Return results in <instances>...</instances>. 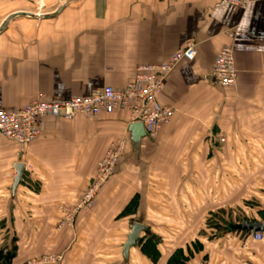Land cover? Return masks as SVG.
Returning a JSON list of instances; mask_svg holds the SVG:
<instances>
[{"label":"crops","instance_id":"crops-1","mask_svg":"<svg viewBox=\"0 0 264 264\" xmlns=\"http://www.w3.org/2000/svg\"><path fill=\"white\" fill-rule=\"evenodd\" d=\"M3 26V111L38 95L122 89L141 66L188 43L197 52L167 76L156 105L173 116L144 127L139 148L126 110L40 118L38 139L24 146L0 137V252L13 241L12 264L49 255L61 256L51 264H264V241L237 228L264 225V0L245 10L221 0H0ZM224 46L234 50L233 89L211 78ZM118 141L124 151L92 208L58 228L61 208L77 207ZM17 164L26 174L12 193ZM134 223L153 238L141 234L124 263Z\"/></svg>","mask_w":264,"mask_h":264},{"label":"built area","instance_id":"built-area-1","mask_svg":"<svg viewBox=\"0 0 264 264\" xmlns=\"http://www.w3.org/2000/svg\"><path fill=\"white\" fill-rule=\"evenodd\" d=\"M254 0H221L222 3L245 10ZM196 49L188 43L183 50L175 53L169 60L159 65L141 66L136 70L131 83L122 89L110 86L97 89L85 97H74L67 100H45L41 95L31 99L24 107L13 110H0V137L24 146L36 141L40 135L38 119L59 118L71 120L76 117H97L100 113H112L116 110L129 112L130 123H142L144 127L157 131L169 122L173 110L156 105L157 96L164 87L169 73L182 61H192L196 57ZM238 73L234 62V50L231 46L222 47L213 63L211 78L221 88L233 89L237 83ZM125 148V141H118L106 150L97 164L96 174L74 209L61 208L63 221L58 225H71L78 210L89 211L93 201L109 179L114 166ZM254 241H264V231L252 236ZM59 256H50L39 262L55 263ZM38 262V264H40Z\"/></svg>","mask_w":264,"mask_h":264},{"label":"water","instance_id":"water-1","mask_svg":"<svg viewBox=\"0 0 264 264\" xmlns=\"http://www.w3.org/2000/svg\"><path fill=\"white\" fill-rule=\"evenodd\" d=\"M4 26L0 30H2ZM128 134H129L130 144L134 146L135 148H139L141 139L147 137V132L145 131V128L142 125V123L130 124L128 127ZM15 170H16V176L14 178L12 188H11L12 193H14L23 175L26 174L24 171V166L22 164L15 165ZM237 228L241 231L253 232V233L264 231V225L262 223H243L241 225H238ZM141 234H144L148 237L153 238V236L151 235L150 231L148 230L146 226L140 223H134L130 225V232L126 238L125 243L122 246V258H123L124 263L128 260L129 251L132 248H134L136 244L138 243V241L140 240Z\"/></svg>","mask_w":264,"mask_h":264},{"label":"rangeland","instance_id":"rangeland-1","mask_svg":"<svg viewBox=\"0 0 264 264\" xmlns=\"http://www.w3.org/2000/svg\"><path fill=\"white\" fill-rule=\"evenodd\" d=\"M248 170H250V171H252V169H248ZM84 212H88V211H84ZM264 216V215H263ZM263 216H262V218H263ZM76 217V216H75ZM75 217H74V219H73V223L72 224H74V221H75ZM9 237V236H8ZM13 241H11L10 242V247H6V249H4V252H2L0 255H1V257H3L8 251H12L13 250ZM50 256H52V255H49L48 257H50ZM59 257H61L60 255H58ZM48 257H42L40 260H42V259H44V258H48ZM40 260H37L36 262H37V264H38V262L40 261ZM40 263V262H39ZM12 264V263H11ZM40 264H50L49 262H42V263H40Z\"/></svg>","mask_w":264,"mask_h":264},{"label":"trees","instance_id":"trees-1","mask_svg":"<svg viewBox=\"0 0 264 264\" xmlns=\"http://www.w3.org/2000/svg\"><path fill=\"white\" fill-rule=\"evenodd\" d=\"M2 252H0L1 254ZM13 257V250L6 253L3 257L0 255V264H11Z\"/></svg>","mask_w":264,"mask_h":264}]
</instances>
